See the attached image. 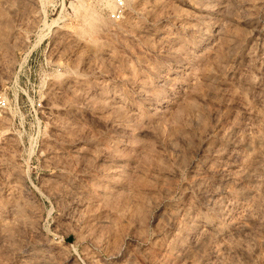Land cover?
Here are the masks:
<instances>
[{"label":"rangeland","instance_id":"obj_1","mask_svg":"<svg viewBox=\"0 0 264 264\" xmlns=\"http://www.w3.org/2000/svg\"><path fill=\"white\" fill-rule=\"evenodd\" d=\"M4 1L0 183L17 182L0 192V264H264V181L210 196L264 159V0L197 4L206 31L222 20L215 47L195 0ZM213 146L238 157L207 166Z\"/></svg>","mask_w":264,"mask_h":264},{"label":"bare ground","instance_id":"obj_2","mask_svg":"<svg viewBox=\"0 0 264 264\" xmlns=\"http://www.w3.org/2000/svg\"><path fill=\"white\" fill-rule=\"evenodd\" d=\"M163 1V0H162ZM187 1H189V0H187ZM208 0H195L194 1V5L191 7V8H193L192 9V12H191V17H193V19H194V22H192L193 24H195L196 26H197V28H196V30H198L200 33H201V35L205 38V39H207V40H209L210 39V41L212 42V43H217L218 42V40L222 37V38H224L225 37V33L221 30V28H220V24H221V21L222 20H218L219 21V23L220 24H217V23H215V24H212V26L210 27V30L209 31H206L205 30V28H203V26H204V23L205 22H203V19L205 18V16H207V15H209L210 13L212 14V15H214L213 13H212V11L210 10V8H207V7H205V6H198L197 4H199V3H202V2H207ZM224 2H225V0H223ZM223 1H220V5H221V7H222V2ZM227 1V0H226ZM234 1V0H233ZM243 1V0H242ZM241 1V2H242ZM254 1V0H253ZM252 1V2H253ZM5 1L4 0H2L1 1V3L0 4H2V3H4ZM141 2V1H140ZM183 2V1H182ZM186 2V1H185ZM190 2V1H189ZM209 2V1H208ZM210 2H211V0H210ZM214 2V1H213ZM216 2H217V0H216ZM235 2V1H234ZM251 2V1H250ZM251 2V3H252ZM218 3V2H217ZM236 3V2H235ZM234 3V4H235ZM238 3H240V2H238ZM249 3V2H248ZM4 4H6V3H4ZM8 4V3H7ZM6 4V5H7ZM9 4H10V2H9ZM156 4V3H155ZM184 4V3H183ZM187 4V3H186ZM215 4V3H214ZM226 4V3H225ZM256 4V3H255ZM168 5V4H167ZM197 5V6H196ZM202 5V4H201ZM207 5V4H206ZM219 5V4H218ZM219 5V6H220ZM236 5V7H237V5H238V8H239V4H235ZM244 4H242V6H243ZM248 5V4H247ZM251 5V4H250ZM141 6V5H140ZM159 6H160V4H159ZM158 6V7H159ZM219 6H218V8H219ZM224 6H226V5H224ZM253 6H254V4H253ZM7 7H10V5H8V6H6V8ZM139 7V6H138ZM153 7V4L152 3H146V4H144V5H142L141 7H139V10L138 11H140V12H142V13H147V11L150 9V8H152ZM158 7H156V8H158ZM166 7V6H165ZM209 7V6H208ZM212 7V6H211ZM235 7V8H236ZM3 8H5V6L3 7ZM5 8V9H6ZM216 8V7H215ZM253 9V8H252ZM155 10V9H154ZM213 10L215 11V9L213 8ZM217 10V9H216ZM230 10V9H229ZM248 10V9H247ZM254 10V9H253ZM136 11V10H135ZM223 11V10H222ZM249 11H250V9H249ZM230 13V12H229ZM232 13V12H231ZM150 14V13H149ZM217 14V13H216ZM143 15V14H142ZM250 15H251V13H250ZM120 16V15H119ZM215 16V15H214ZM217 16H219V15H217ZM227 16V15H226ZM96 17H94L93 19H95ZM206 18H208V17H206ZM211 19H212V17H210ZM227 18V17H226ZM225 18V19H226ZM243 18V17H242ZM219 19V18H218ZM221 19V18H220ZM228 19L231 21V19L232 18H230V17H228ZM245 19L246 18H244V21H245ZM210 20V19H209ZM227 20V19H226ZM214 21V20H213ZM236 21V20H235ZM237 22V21H236ZM246 22L248 23V25H249V28H250V32H249V36H248V42L250 41V42H252V43H254L255 44V47H256V49H258V50H262L263 49V44H262V40H261V37H259L257 34H256V26H255V24L252 22V20L251 19H247L246 20ZM246 22H244L243 24H245ZM254 22H256V21H254ZM132 23V22H131ZM224 23V22H223ZM231 23V22H230ZM233 23V22H232ZM235 23V22H234ZM130 24V23H129ZM208 24V23H207ZM238 24V23H237ZM242 24V25H243ZM260 24V23H259ZM191 25V24H190ZM224 25V24H223ZM235 25V24H234ZM258 25V24H257ZM5 26V25H4ZM123 26V25H122ZM226 26H229V25H226ZM231 26V25H230ZM258 27H260V26H258ZM257 27V28H258ZM202 30H201V29ZM209 28V27H208ZM229 28V27H228ZM231 28V27H230ZM234 27H232V29H233ZM193 30V29H192ZM208 30V29H207ZM140 31L142 32V33H144V34H147L148 36L150 35V34H153L154 33V31H151L150 30V28H148V26L147 27H144V28H142V29H140ZM190 31H191V29H190ZM259 31V30H258ZM195 32V31H194ZM198 32V34H200ZM158 33V32H157ZM195 33H197V32H195ZM232 33V32H231ZM259 33V32H258ZM156 34V33H155ZM192 34V33H191ZM229 34H230V32H229ZM261 33H259V35H260ZM158 35V34H157ZM262 35V34H261ZM260 35V36H261ZM150 36H153V35H150ZM199 37V36H198ZM230 36H228V38H229ZM232 37V36H231ZM236 38V37H235ZM264 38V37H263ZM246 39V38H245ZM210 41H209V43H210ZM225 41V40H224ZM202 42H203V40H202ZM236 42V41H235ZM247 42V43H248ZM205 43V42H204ZM208 43V44H209ZM216 43L214 44V47L216 46ZM244 43V42H243ZM202 44V43H201ZM231 44V43H230ZM233 44V43H232ZM250 44V43H249ZM204 45V44H203ZM224 46V45H223ZM222 46V47H223ZM201 47V46H200ZM225 47V46H224ZM246 48H247V46H246ZM245 48V49H246ZM202 49V48H201ZM214 49V48H213ZM258 52V51H257ZM213 53V52H212ZM210 55H212V54H209V56ZM261 55V54H260ZM213 58H214V56H212ZM252 57H253V55H252ZM245 58V57H244ZM205 62V61H204ZM263 65V64H262ZM256 66V65H255ZM243 67H244V65H243ZM246 68V67H245ZM253 69V68H252ZM246 71V70H245ZM255 71V70H254ZM178 75V74H177ZM244 76V75H243ZM166 77V76H165ZM177 77V76H176ZM246 77V76H245ZM163 78V77H162ZM244 80V79H243ZM257 82V81H256ZM244 83V82H243ZM248 84V83H247ZM255 84V83H254ZM253 84V85H254ZM252 86V85H251ZM252 88H254V87H252ZM258 89V88H257ZM261 89V88H260ZM264 89V88H263ZM184 110V109H183ZM5 110H4V108H1L0 107V117H4L5 115ZM189 115V114H188ZM249 139V138H248ZM246 140V141H244L241 145H239L240 146V148L243 150H248V149H250L251 148V145H250V140ZM257 143H259V142H257ZM261 144H262V142H261ZM233 145V144H232ZM238 146V147H239ZM234 147V146H233ZM232 147V148H233ZM238 147H236V149L238 148ZM210 149V156L206 159V161L208 162V164H207V166L208 165H210V164H213L214 166H218V165H220V161L223 159H221L220 161H216L217 159V156H220V158L222 157V156H224V157H226L227 159H228V157H230L231 155H232V153H229L228 151V153L227 152H225V149L224 148H222L221 146L220 147H218V146H213V148H209ZM226 149H227V146H226ZM239 149V148H238ZM233 150V149H232ZM239 151V150H238ZM246 152V151H245ZM236 153L237 152H235L232 156L233 157H238L237 155H236ZM259 156V155H258ZM235 157V158H236ZM255 157V156H254ZM235 158H232V159H230V160H232V161H234L235 160ZM228 162V161H227ZM193 165V164H192ZM232 165H234V163L232 164ZM236 166H234V168H235ZM238 167V166H237ZM237 169V168H236ZM234 170V169H233ZM210 172V171H209ZM225 172V171H224ZM231 172V171H230ZM239 172V173H238ZM194 173H195V175H196V177H198V179H202V178H204L203 176L204 175H202L201 174V172H199V171H194ZM238 175L237 176H233L232 174V176H230V174L228 175V173L227 174H225L222 178H220L219 180H218V184L220 185V187H218V188H216V189H214V190H212L211 191V193H210V196H211V198H213L215 195H217L218 193H221L222 195H221V199H225V198H227L229 195H231V198H232V196L234 197V198H241V197H246L247 196V194L248 193H246L247 191L249 192V189H247V190H245V188L243 189L244 191H242V190H237V191H234V193H233V187L235 186V185H237V184H241L242 182H244V181H246V182H248L249 184H250V190L252 191V189L253 190H255L254 189V187L253 186H255V185H257L258 186V184H260L262 181H264V159L263 158H257L256 160H254V161H252V164L250 165V166H248V167H246L245 169H240V171H237L236 172ZM210 174V173H209ZM260 174H263V175H260ZM206 176V175H205ZM10 179V177L9 178H4L3 180H2V182L0 183V192L2 191V189H4V188H8L6 191H9L10 189H12V191H14L13 190V185H15V183L17 182H12V180H9ZM199 181V180H198ZM201 181V180H200ZM197 182V181H196ZM19 184V183H18ZM215 184V183H214ZM243 185V184H242ZM17 184H16V188H17ZM261 187H263V186H261ZM11 191V190H10ZM254 192H256V191H254ZM251 195V194H250ZM230 197V196H229ZM250 197V196H249ZM216 198V197H215ZM252 198V197H251ZM214 199V198H213ZM217 199V198H216ZM226 200V199H225ZM221 202H223V201H221ZM0 203H1V200H0ZM5 203V202H4ZM215 203V202H214ZM254 203V202H253ZM6 204V203H5ZM0 205H2V204H0ZM15 206H16V204H14ZM18 205H20V204H18ZM248 205V204H247ZM252 205V204H251ZM13 206V205H12ZM11 207V206H10ZM251 207V206H250ZM2 208V207H1ZM17 208V207H16ZM212 208V207H211ZM12 210H13V208H12ZM14 210H15V208H14ZM13 210V211H14ZM185 210V209H184ZM197 210H193V209H187L186 211H185V215H184V220L185 221H189V219H193L194 220V222L193 223H199L201 220L203 221L204 219L206 220V217H205V215H200V217L199 216H196L195 217V212H196ZM0 212H1V210H0ZM183 213H184V211H182ZM2 213H3V211H2ZM198 213V212H197ZM17 214H20V213H17ZM2 216H3V214H1ZM211 215V214H210ZM215 215V214H214ZM20 216H21V214H20ZM245 216H247V215H245ZM12 217V216H11ZM204 217V219H202ZM211 217H214V216H211ZM13 218V217H12ZM4 220H5V218H3ZM20 219V218H19ZM195 219H197V220H195ZM215 219V218H214ZM12 221V220H11ZM24 221V220H23ZM1 222V221H0ZM22 222V221H21ZM2 223H3V221H2ZM19 223H20V221H19ZM209 223V222H208ZM200 224V223H199ZM15 225V224H14ZM0 226H2V225H0ZM196 226V225H195ZM5 227H2V230L1 231H3V230H5L4 229ZM187 228V227H186ZM1 229V228H0ZM210 230V229H209ZM237 230L238 231H240L241 233L242 232H246V231H248L249 230V226H248V218H244L243 219V221L242 222H240L239 223V225H238V227H237ZM0 234H3V233H0ZM6 235V234H5ZM1 236V235H0ZM5 237V236H4ZM202 238H201V240L204 242V240H205V238H206V234H202V236H201ZM1 238V237H0ZM178 240V239H177ZM203 242H197V240H196V243H192L190 246H188V247H186L187 249H185L186 251H184V255H183V253H182V255L183 256H185V257H187V256H189L190 254H192L193 252H196V251H198L200 248H201V245H202V243ZM177 243V242H176ZM175 243V244H176ZM180 245V244H179ZM179 247H181V246H179ZM176 248V247H175ZM182 249V248H181ZM180 249V250H181ZM176 250H178L177 248H176ZM181 251H183V249L181 250ZM183 259V258H182ZM184 260V259H183Z\"/></svg>","mask_w":264,"mask_h":264},{"label":"built area","instance_id":"obj_3","mask_svg":"<svg viewBox=\"0 0 264 264\" xmlns=\"http://www.w3.org/2000/svg\"><path fill=\"white\" fill-rule=\"evenodd\" d=\"M115 6H117L118 8L122 5V1L121 0H115ZM120 15L119 13V10H115V11H112L110 13V16L113 17V18H117L118 16ZM4 104V100L3 99H0V106Z\"/></svg>","mask_w":264,"mask_h":264}]
</instances>
